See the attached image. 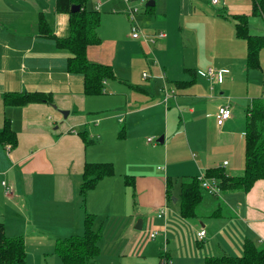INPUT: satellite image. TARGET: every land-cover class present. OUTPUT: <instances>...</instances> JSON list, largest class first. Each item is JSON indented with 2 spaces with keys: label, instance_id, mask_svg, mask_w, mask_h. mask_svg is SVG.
Instances as JSON below:
<instances>
[{
  "label": "crops",
  "instance_id": "0c3cea01",
  "mask_svg": "<svg viewBox=\"0 0 264 264\" xmlns=\"http://www.w3.org/2000/svg\"><path fill=\"white\" fill-rule=\"evenodd\" d=\"M45 1L0 0V131L8 117L17 136L16 147L0 144V223L8 237H23L26 264H43V255L56 254L58 240L82 235L87 214L95 216L93 227L101 236L96 264H159L163 256L171 264H205L212 256H242L246 237L264 244V180L247 193L221 195V216H210L218 209L210 195L192 219L181 216L180 198L173 197V188L171 202L167 197L168 179L175 181L179 193L184 179L204 177L209 169L224 167L232 176L244 172L246 114L242 128L238 109L222 92L231 81L226 75L237 72L236 55L196 54V64L189 68L194 72L180 76L168 70L174 81L160 72L155 79L162 84L136 87L130 83L125 90L105 80L103 95L87 96L83 76L67 70L69 52L38 33L39 16L44 14L56 36L70 35L68 15L56 12V0L54 4ZM193 5L198 8L193 15L214 22L208 26L200 21L204 29L191 35L205 43L219 32L217 20L244 14L257 29L251 18L261 17L252 15L251 0H223L217 11L204 0H194ZM220 10L223 15L218 14ZM102 26L101 21L98 35L104 41ZM262 26V32L255 31L264 33V19ZM230 28L224 33L232 34L231 45L243 47L235 26ZM151 44L145 40L146 48ZM97 46L88 49L89 60L92 52L91 56L106 61L109 55L94 49ZM208 69L228 72L223 82L197 74ZM245 69L249 70L246 62L241 71ZM183 81L190 83L176 84ZM166 87L175 94L165 103ZM7 92L51 93L54 104L6 108L3 96ZM227 105L232 116L219 125L216 113ZM64 111L69 114L65 116ZM81 131H87L93 141L88 147ZM87 162L112 163L115 175L90 191L84 204L79 191ZM126 177L135 178L136 204ZM164 207L167 214L159 217ZM140 219L142 229L138 230ZM202 229L207 234L199 241ZM142 231H149V237L155 231L158 235L142 241Z\"/></svg>",
  "mask_w": 264,
  "mask_h": 264
},
{
  "label": "trees",
  "instance_id": "16d2710c",
  "mask_svg": "<svg viewBox=\"0 0 264 264\" xmlns=\"http://www.w3.org/2000/svg\"><path fill=\"white\" fill-rule=\"evenodd\" d=\"M252 1V15L264 19V0ZM88 0H56V12L69 17L70 35L58 37L45 18L39 16L38 33L52 40L57 48L67 50L69 58L67 70L70 74L82 75L84 79V94L99 96L105 92V80H116L117 76L113 66L93 62L88 58V49L100 45L102 39L98 35L102 15L98 10L87 8ZM130 3L137 7L133 0ZM79 6L80 10L73 13L72 7ZM154 7L146 5L150 12ZM223 15L222 11H218ZM235 21L237 38L247 43L246 66L250 69L261 68L260 52L264 48V35H253L249 30L248 15H231ZM189 73L194 70L188 69ZM198 74V73H197ZM190 82H177L180 87ZM5 107H24L33 103L53 105V95L45 92H7L3 96ZM124 131V130H123ZM123 131L120 132L122 136ZM86 147L93 142L87 131L79 133ZM17 145V136L12 128L11 121L5 117L4 126L0 131V144ZM224 167L209 169L205 176L215 179L220 193H209L201 185L200 177H188L182 181L180 196V213L185 219L196 218L199 207L206 195H210L218 203L216 210L210 216L224 215L221 195L232 192L247 193L259 180H264V98L253 99L246 111L244 173L239 176L227 174ZM115 175L112 163L87 162L84 167L80 197L85 204L87 195L94 190L105 178ZM125 183L132 188L133 199L136 204V184L134 177H126ZM172 180H167V197L172 200ZM95 216L87 214L84 220V233L60 239L56 243L55 253L61 258L63 264H96L100 255V233L94 229ZM27 252L23 237H8L4 224L0 223V264H26ZM205 264H264V244L246 237L243 242V255L234 257L229 255L212 256L206 258Z\"/></svg>",
  "mask_w": 264,
  "mask_h": 264
},
{
  "label": "rangeland",
  "instance_id": "374dc122",
  "mask_svg": "<svg viewBox=\"0 0 264 264\" xmlns=\"http://www.w3.org/2000/svg\"><path fill=\"white\" fill-rule=\"evenodd\" d=\"M149 1L151 0H133L138 12L134 17H129L125 0H88L87 8L98 10L102 15L103 26L100 35L107 38L94 49L103 50L106 55H109V57L106 56V61H102V59H96L91 56V52V60L93 62L101 60L103 64L115 66L114 70L118 78L109 82L127 90L130 83L136 87L137 85L145 87L146 83L162 84V81L157 80L159 78L155 75L160 74V72L164 74L165 78L174 81L175 79L171 78L168 70L171 69L175 75L180 76L189 73L185 72V70L188 71L189 68H192L191 66L196 64L193 60L196 54L211 53L219 58L221 56L236 55L235 66L237 72L234 75L228 74L225 77L226 80L228 77L234 83L228 80L229 88L222 92L224 97L238 109L236 112L238 121L242 124L241 127L244 128V117L252 99L264 98V48L260 52L261 68L245 69L246 72H242L241 67L244 68L246 62L247 43L243 39L239 40L244 48L241 44L234 48L230 43L232 34L224 33L227 30L226 28L231 30L229 27L235 26L233 18L223 21L217 20L218 25L220 24L218 31L223 35L219 34V32L216 35L213 33V41L205 43L195 40L196 33L204 29V26L200 25V21H204V24L208 26H210L209 23L214 24V22L209 20V18L193 15L196 11L198 12V8L193 5L194 0H153L155 1V6L152 11L147 12L146 5ZM45 2L54 4V0ZM204 2L205 5L213 10H218L216 6L210 5L209 0H204ZM99 4L101 6L97 9ZM251 21L256 23L257 29H253L252 22H250V32L258 35L264 34L256 32H259V30L262 32L263 19L261 17H253ZM164 24L166 27L163 26ZM133 26L137 28V31L134 32L132 30ZM159 29H163L165 31L163 33L167 35V39L164 40L165 43L158 41L155 44H151L150 49L146 48L144 45L145 39L161 33L157 31ZM156 31L158 34L151 35ZM133 33H137L139 38L134 39ZM192 34L195 36L192 37ZM198 61L201 62L200 60ZM202 63L205 64L206 60ZM144 72L148 73L149 79L143 77ZM132 77L134 78L133 80H131ZM140 80V84H135L139 83ZM173 193V197L180 198L181 189L178 193L175 181L173 182ZM171 205L174 207L177 206V203L172 202ZM141 239L142 241L151 240L149 231L148 233L142 231ZM41 258L44 261L43 264H63L60 260L61 258L54 253H47Z\"/></svg>",
  "mask_w": 264,
  "mask_h": 264
},
{
  "label": "built area",
  "instance_id": "2783aa9c",
  "mask_svg": "<svg viewBox=\"0 0 264 264\" xmlns=\"http://www.w3.org/2000/svg\"><path fill=\"white\" fill-rule=\"evenodd\" d=\"M126 4H127V14L129 15V17H134L135 14L138 12V8L133 6L130 3V0H125ZM210 2L215 5V6H219L223 0H210ZM101 5H97V9H99ZM132 30L135 32L137 31V28L133 26ZM167 37V35L163 32L159 33L158 35L152 36L150 38L145 39L148 43H156L158 40L163 39ZM133 38H139V35L137 33H133ZM228 71L227 70H219L216 71L214 69H208V70H199L197 73L200 77L203 78H207L209 80H214L216 78H218V80L220 82H223V76L224 74H226ZM143 77L144 78H148L149 75L148 73L144 72L143 73ZM163 77V76H162ZM105 84V81L103 82ZM165 91V95H164V99L163 102H167L174 94L175 91L172 88H168L166 87L164 89ZM232 116V109L229 105L227 106H222L218 109L217 113H216V118H217V123L219 125H222L225 121H227L228 119H230ZM149 142L152 141L151 138L148 139ZM200 181H201V185L204 189H206L209 193H220V189L217 185V182L215 179H209L206 177H200ZM5 185V183H3ZM8 191V189H7ZM8 193H10L8 191ZM168 208L164 207L160 213H159V217H163L167 214ZM206 230L202 229L198 234H197V238L198 240H203L204 237L206 236ZM158 235V232H152L150 233V238L151 239H155ZM159 264H171V261L169 258H167L166 256L161 257Z\"/></svg>",
  "mask_w": 264,
  "mask_h": 264
},
{
  "label": "water",
  "instance_id": "95a60500",
  "mask_svg": "<svg viewBox=\"0 0 264 264\" xmlns=\"http://www.w3.org/2000/svg\"><path fill=\"white\" fill-rule=\"evenodd\" d=\"M147 6H149V7H154V6H155V1H153V0L149 1V2L147 3ZM79 10H80V7H79V6H73V7H72V12H73V13H75V12H77V11H79ZM63 114H64L65 116H67L69 113H68L67 111H64ZM159 142H163V138H161V139L159 140ZM173 200L176 201L175 198H173ZM136 228H137L138 230H141V229H142V220H141V219L138 221V223H137V225H136Z\"/></svg>",
  "mask_w": 264,
  "mask_h": 264
}]
</instances>
